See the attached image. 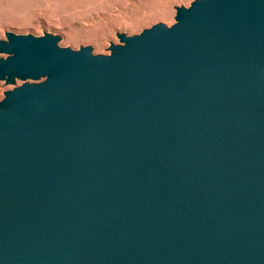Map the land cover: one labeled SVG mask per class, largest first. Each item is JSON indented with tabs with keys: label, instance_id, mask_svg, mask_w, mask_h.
<instances>
[{
	"label": "water",
	"instance_id": "obj_1",
	"mask_svg": "<svg viewBox=\"0 0 264 264\" xmlns=\"http://www.w3.org/2000/svg\"><path fill=\"white\" fill-rule=\"evenodd\" d=\"M175 9L0 39V264H264V0Z\"/></svg>",
	"mask_w": 264,
	"mask_h": 264
},
{
	"label": "rangeland",
	"instance_id": "obj_2",
	"mask_svg": "<svg viewBox=\"0 0 264 264\" xmlns=\"http://www.w3.org/2000/svg\"><path fill=\"white\" fill-rule=\"evenodd\" d=\"M192 1L0 0V39H6L7 31L34 36L50 33L59 36V46L75 50L91 46L94 54H109L110 45L120 43L118 33L138 34L158 22L170 26L175 22V7H188ZM14 86L0 80V100Z\"/></svg>",
	"mask_w": 264,
	"mask_h": 264
}]
</instances>
